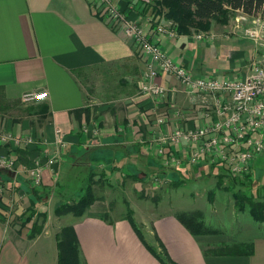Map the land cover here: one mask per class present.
<instances>
[{
  "label": "crops",
  "instance_id": "crops-1",
  "mask_svg": "<svg viewBox=\"0 0 264 264\" xmlns=\"http://www.w3.org/2000/svg\"><path fill=\"white\" fill-rule=\"evenodd\" d=\"M113 1L129 21L149 14L147 1ZM99 4V0H0V131L16 136L30 132L38 140L39 136L44 138V143L51 142L54 127L66 131L65 159L62 165L58 163L57 174L44 172L42 187L46 189L55 176L57 186L67 180L63 177L67 170L80 171L84 180L93 173L96 180L122 178L124 172H131L129 167L145 172L153 165L149 160L151 150L135 145L137 134L146 131L136 133L139 123L143 124L142 111L155 110L154 100L137 93V80L145 63L135 55L120 24L110 23ZM162 7L161 14H168L167 5ZM242 14L235 11L234 20L226 23L210 20L206 30L212 33L210 37L197 39L198 30L189 27L190 33L178 38L162 34L154 39L193 75L239 80L248 74L256 56L254 43L235 27V19ZM159 17L177 23L170 17ZM156 80L168 91L158 104L159 111H174L169 109L173 105L191 118V111H202L216 97L190 95L171 75ZM39 92H47L41 101L27 105L22 102L25 94ZM89 98L96 104H88ZM91 116L101 129L95 144L91 133L81 130L82 123ZM186 125H193L190 119ZM41 143L39 147H17L20 163L44 160L45 145ZM166 177L170 180L169 173ZM27 178L15 176L8 169L0 171L1 182L12 183L11 187L0 188V264H57L56 230L50 231L45 225L30 238L16 216L32 197ZM108 213V200L96 198L71 223L85 264H162L145 243L166 254L171 264H264V236L242 241L214 237L190 232L173 212H150L140 221L133 213L144 239L141 241L126 219L110 221L105 218ZM239 242L250 243L251 252H204L210 246Z\"/></svg>",
  "mask_w": 264,
  "mask_h": 264
},
{
  "label": "rangeland",
  "instance_id": "rangeland-1",
  "mask_svg": "<svg viewBox=\"0 0 264 264\" xmlns=\"http://www.w3.org/2000/svg\"><path fill=\"white\" fill-rule=\"evenodd\" d=\"M144 1L149 3V14L147 16L143 15V17H140L141 20L137 21H128V15L118 8L113 0H102L104 5L100 3L99 9L103 15L106 14L107 16L110 14V6L117 8L124 17L120 25V29H123L124 33L125 27L129 26L128 22H131L145 33L149 41L158 45L165 52L162 45L154 39V36L162 35L156 31V27L164 22L159 16L162 15L164 19L169 17L168 14H161L162 4L173 0ZM141 5L143 4L141 3ZM254 17H260L264 21V9L262 13ZM247 18L248 20H235V24L239 25V27H235L241 30L242 34L245 27L252 25L251 16L247 15ZM232 19L234 20V15L230 16L228 21ZM109 21L110 23L113 22L112 19H109ZM173 23L176 31L171 38H178L190 33L189 31L187 33L180 31L178 24ZM194 29L198 30L195 34L204 33L205 37L212 36V33L206 30ZM243 36L246 37L245 35ZM131 45L135 55L145 63V67L137 80V93L154 100L155 103L154 111L149 113L142 111L143 114L140 113V117H143H141V123L143 122V124L138 122L139 128L136 129V133L143 129H146V131H141L137 134L135 145L137 144L143 149L151 150L149 160L153 165L146 167L145 172L143 171L144 173L142 170L134 169L136 167H129L128 169H131V172H124L125 175H121L122 178L112 177L104 179L101 177L96 179L93 185L95 198L108 200L110 219L124 216L128 206L131 209L133 207L135 210L133 213L137 221L143 220L147 215H151L150 212L152 214L173 212L176 215L185 212L194 214L195 219L201 221L202 227L206 230V232L201 234H211L214 237L228 236L239 241L252 238L253 236H264V123L259 126L262 135H259L260 132L247 131L244 135L239 136L238 133H234L225 126V121L232 111L223 115H217V111H214L216 100L225 104L230 100L229 97L193 89L177 78L175 79L179 81L182 89H185L190 95L199 94L206 98L210 95H216L213 103H207L202 111H191L193 114L191 118L186 116L187 114L184 111H176L173 105H170L169 109H174V111H159L160 106L158 104L161 103L162 97L168 96V91L161 83L157 82L156 78L166 74L159 69L156 62L151 61L149 57L137 51V47L132 41ZM262 51H264V47ZM255 54L257 53L254 52ZM257 61L255 56V59L249 65L248 71L252 69ZM178 64L182 65L180 62ZM150 71H155L152 78L147 76ZM89 76L92 78L91 75ZM242 79L240 78L239 80ZM140 82L145 83L144 85L153 84L161 89L163 88V91L154 93L145 90L139 85ZM22 99H24V96ZM89 100L91 101L88 104H96L97 102L91 98ZM39 101L41 100H23L22 102L27 105ZM120 112L130 114L128 111ZM196 113L197 119L196 115L194 117ZM188 119L193 124L191 127L186 125ZM241 120L246 121L247 117H244L243 120L242 116ZM163 127H167V129L162 130ZM81 130L85 133H91L92 138H94L92 141L94 144L101 133L95 116H91L87 123L84 121L81 125ZM231 134L232 138L240 139L241 141L233 143L232 148H226V136ZM39 138L40 140L36 139L34 134L30 132L20 133V135L16 136L0 131V147H4L3 151L0 150V171L8 169L15 176L19 174L26 175L30 185L27 189L31 193V198L35 201L31 206L29 198V205L26 209L20 214L16 215L14 213L20 217V226L24 228L28 237L32 231L34 232L39 228L43 230L42 228L45 225L48 230H56V232L65 225H71L75 220V216L72 213L62 212L56 214L53 209L58 202L75 203L77 196L74 192L77 193L78 187L82 184V179L84 180L85 178V175H82L80 171L75 169L73 171L67 170L63 173V177L67 178V180L60 182L57 186V176H55L52 179L53 183L47 189L44 185L42 187L45 171H49L54 175L57 174V165L59 162L61 164L65 159L68 142L66 140V131L59 126L54 127L50 143H44L46 140L41 136ZM249 138L259 140V149L252 152V154H245L246 156L243 159L238 156L233 160L236 163L234 164L232 159L231 161L229 160L230 156L228 154L233 151L235 153L246 151L250 147L247 143ZM229 141L231 142L232 140L229 139ZM11 143L16 146L13 147ZM39 143L45 145L46 157L44 160L38 159L21 164L20 157L16 156V150H19L18 148L20 147H39ZM248 151H250V148ZM168 173L170 180L166 177ZM83 182V185H85L87 178ZM10 184L12 183H8L7 180L6 184H4V180L3 182L0 180V188L6 185L11 187L12 185ZM238 193L240 195L243 194L240 201L236 197ZM247 199L254 202L255 206H257L255 208L257 209V215L260 217L259 220L252 214ZM240 203L242 206H240ZM29 207L33 210L34 215L29 222H26L28 221L26 217L29 215ZM41 212H44L45 216L39 214ZM34 222L36 224L35 228L32 226ZM26 223L29 224L26 225ZM27 226L28 229L26 228ZM159 252L162 253L161 250Z\"/></svg>",
  "mask_w": 264,
  "mask_h": 264
},
{
  "label": "built area",
  "instance_id": "built-area-1",
  "mask_svg": "<svg viewBox=\"0 0 264 264\" xmlns=\"http://www.w3.org/2000/svg\"><path fill=\"white\" fill-rule=\"evenodd\" d=\"M103 4L102 0H99ZM104 5V4H103ZM104 7V6H103ZM110 14L107 17L113 20L112 24H122L124 20L122 13L115 7L110 6ZM244 15V16H243ZM237 17V21L240 19L248 20L247 15L243 14ZM235 19V20H236ZM252 19V20H251ZM252 25L247 26L243 30V35L254 43L256 49L257 62L253 65L252 69L242 80H232L228 78H209L205 76L197 77L188 71L183 65L175 62L167 53L162 51L160 47L153 42L149 41L145 33L138 28L135 24L128 22L129 26L125 27V35L130 39L137 47L142 55L150 58L151 61L158 64L159 69L167 74L179 79L182 83L188 85L193 89H198L204 92H210L213 94L218 93L219 95H225L230 100L223 104L216 100L214 111H217V115H223L226 112L232 111L230 116L225 121V126L230 128L234 133L238 135H244L245 132H260V125L264 123V21L260 17H251ZM129 21V20H128ZM239 27V25H236ZM156 31L160 34L173 36L176 27L173 21L168 20L156 27ZM197 39H202L206 35L204 33H197ZM213 36V35H212ZM260 52V53H259ZM155 71L147 73L148 78H152ZM145 83L140 82L139 85L145 89L154 93H160L161 89L153 84L144 85ZM47 92L39 93H27L24 95L26 101L29 100H42L46 97ZM247 117L246 121H242L241 117ZM239 121V122H238ZM225 147L232 148L233 143L240 142V139L226 136ZM229 139L232 141L230 142ZM248 149L241 153H229V160L232 162L238 156L245 158V154L254 152L259 149L260 142L256 138H249L247 140ZM236 164L235 162H233Z\"/></svg>",
  "mask_w": 264,
  "mask_h": 264
},
{
  "label": "trees",
  "instance_id": "trees-1",
  "mask_svg": "<svg viewBox=\"0 0 264 264\" xmlns=\"http://www.w3.org/2000/svg\"><path fill=\"white\" fill-rule=\"evenodd\" d=\"M169 9L168 16L178 23V29L182 32L187 33L189 27L199 28L207 30L210 27V20L214 19L219 23H226L230 16L234 15L235 11H240L249 16H258L262 13L264 9V0H173L165 3ZM94 174L91 173L87 177V182L82 185L77 190L76 202L72 204L58 203L54 207V212L56 214L62 212H70L74 216H81L84 214L86 209L92 204L96 199L93 193V185L95 180L93 179ZM240 193L236 195L238 200L241 199ZM250 205L251 212L256 219L259 220L257 215V206L255 203L247 199ZM33 198H30V205L34 204ZM240 206L242 204L240 203ZM256 207V208H255ZM241 208V207H240ZM29 215H27L26 222H29L32 218L33 210L29 207ZM39 214H43L41 212ZM109 213L106 214L105 218L108 220H113L109 218ZM194 214H189L182 212L177 214V218L184 224L186 228L192 233H203L206 232L202 227L201 221L195 219ZM126 219L133 227L134 231L138 235L141 241H144L143 236L139 227L133 217V210L128 206L125 215L122 216ZM33 228H35V222L32 223ZM41 231L39 228L36 231H32L29 237L34 236L33 234H38ZM212 232V231H209ZM208 232V233H209ZM214 232V231H213ZM56 238V248H57V264H85L83 260L80 244L76 236L73 225H65L60 228L55 234ZM146 248L157 258L162 264H171L170 260L164 257L166 254H162L156 251L155 248L145 243ZM205 253H212L217 255L224 254H249L251 252L250 243H221L216 246H210L204 249Z\"/></svg>",
  "mask_w": 264,
  "mask_h": 264
}]
</instances>
